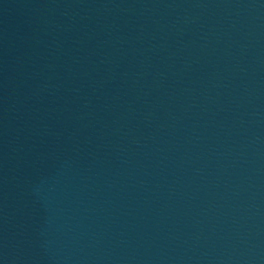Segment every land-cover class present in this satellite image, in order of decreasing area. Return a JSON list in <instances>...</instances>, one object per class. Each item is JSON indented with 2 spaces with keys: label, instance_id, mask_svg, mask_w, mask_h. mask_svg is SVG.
I'll list each match as a JSON object with an SVG mask.
<instances>
[{
  "label": "water",
  "instance_id": "obj_1",
  "mask_svg": "<svg viewBox=\"0 0 264 264\" xmlns=\"http://www.w3.org/2000/svg\"><path fill=\"white\" fill-rule=\"evenodd\" d=\"M0 264H264V0H71L0 152Z\"/></svg>",
  "mask_w": 264,
  "mask_h": 264
}]
</instances>
